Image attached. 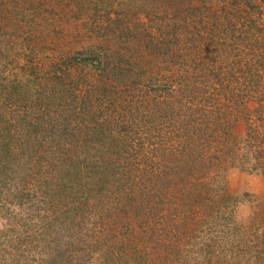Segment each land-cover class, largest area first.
Returning a JSON list of instances; mask_svg holds the SVG:
<instances>
[{
    "label": "rangeland",
    "instance_id": "374dc122",
    "mask_svg": "<svg viewBox=\"0 0 264 264\" xmlns=\"http://www.w3.org/2000/svg\"><path fill=\"white\" fill-rule=\"evenodd\" d=\"M90 1L93 6L86 5L82 0H0V138L4 137V130L1 128L5 122L14 124L20 118H29L39 124L49 119L53 126L62 127L65 114L63 111L73 107L77 110L81 106V98L85 90L90 84L98 82L96 79L102 70L101 65L96 68V58L98 56L101 62L103 53V49H99V46L118 49L121 42L117 43L115 39L122 29L127 32L126 43L119 50H126L122 56L128 60L130 69H132L129 81L136 86L130 89L128 96L114 97L111 105L107 104H110L111 93L106 97L96 96V100L99 99L101 102L92 109L97 112V115L101 114L102 121L104 120L102 112H111L117 115L120 119L118 124H123L122 126H136L134 123L143 122L153 128L152 133L157 138L156 128L158 129L159 122L156 120L160 110L157 93H163L166 88L170 90L168 92L171 97L175 94V82L178 78L175 75L170 76V70L174 71L173 66L177 67L180 64V56L185 50L183 45L185 37L187 35L192 38L196 36L193 27L200 24L197 22L198 17L205 19L207 11L200 8L195 10L196 15L194 12L184 15L182 9L177 16H173L170 12L173 8L165 5L166 0ZM149 1L153 4H148ZM228 2V0L207 1L206 4L210 6L211 11L214 10L216 15L211 19L210 24L220 25L221 28L223 26L226 30L233 28L237 32L241 22L253 18V23H256L254 31L256 34L258 32L257 37L264 35V5H261L263 12L258 16L256 11L248 10L242 4L238 5L237 10L230 9ZM174 4L175 7L199 5L197 0H175ZM237 4H240V0ZM242 7H245L246 11ZM114 21L117 24H114ZM174 24L181 25L175 36L168 34V37H163L161 32L168 30L172 32L175 30ZM102 27L109 28L105 37L100 32ZM181 32H186V34H181ZM140 33H144V36L141 37ZM222 34L225 35L226 43L231 41L227 34L224 32ZM138 45L142 47L139 48ZM156 49L159 52H155ZM78 50L83 52L80 54L81 61L79 60L71 68L65 66L64 59L67 55H76ZM89 50L92 52L90 53ZM175 56H177L176 62H171ZM136 67L141 72H138ZM243 67L245 64L242 62V70L238 73V76L242 78ZM182 69L190 71L186 60H184ZM242 78L239 80L241 81ZM70 81L76 85V88L71 91L70 85H67ZM111 81L113 79L109 78L106 82ZM261 82L264 84V67H261ZM231 83L235 84V81L231 80ZM214 85L216 86L213 89L208 88L209 91L219 92L216 91L219 85L215 83ZM15 95L16 101H14ZM220 98L222 97H217V99ZM90 99L92 100L91 95ZM249 101L245 100L242 104L237 122L232 129L233 134L231 133L229 138L226 134L224 145L219 144L218 148H213L211 152V156L217 161L222 160L213 165L214 168L210 171L218 176V179L214 181L217 183L209 185L217 186L216 191L224 188L227 194L235 198L236 220L230 222V226L235 224L234 231L230 232L228 228L225 232L218 233V237L222 239L217 243L210 239V235H213L209 233H205L202 239L191 237L190 241H187L185 237L186 242L184 243L181 239L177 240V237L181 238L178 233L166 232L168 226L164 231H156L153 234L154 237L139 236L137 231L135 232L136 217L130 211L131 207L126 206L128 205L126 201L122 203L117 201L115 207L111 205L115 211L112 217L113 212L109 204L104 206V209H97L93 215L77 221L78 224H82L80 226L83 227L81 228L83 231H88L87 236L78 235L83 242L91 241L96 237L97 242L106 239L113 243L110 247L111 252L108 249L101 250L102 252L89 249L87 252V249H84L87 255H82L83 264H88L86 257H91L92 262L89 264H107L103 257L110 259L111 264H116L119 259L127 257H142V264H264V103L263 105L258 104L259 109L256 110L254 108L256 103ZM218 103L220 104L218 107L209 105L208 109L220 108L222 112L228 110L225 98ZM243 105H246V110H243ZM25 108H30L32 111L28 112ZM105 123L110 127L114 124ZM217 125L219 126L218 132L223 135V122H217ZM21 132L19 129L16 132L14 130L13 135L16 141L6 144L12 148L25 146L27 150L22 154L13 152L19 156L15 164L21 163L17 166L13 176V181L16 183L15 189L9 176L7 175L4 179V174L0 173V221L4 217V222L10 224L20 238V233L24 236L27 232L31 236L32 241L23 240L18 249L10 251L9 254L12 257H42L43 255L37 253V251L41 252L38 242L39 238L45 240L50 235L47 236L46 229L52 233L60 231L57 232L60 235L73 233L74 229L65 230L66 232L63 233L64 227L59 220L62 218L65 207L63 197L77 189L71 188L73 182L68 183L63 179V175L66 170H70L69 166L72 164L63 161V163L50 166L48 160L45 159H39L38 163L36 159L40 154L43 155L41 151L44 148H28L33 136H27ZM245 133L248 137L247 142H245L247 139ZM131 134L139 138L143 145L146 143L147 140L143 134L138 132ZM35 136L34 140L38 142L36 144L45 146V141L40 134ZM170 139H166V143L174 144L179 140L174 136ZM135 142L138 141L133 139V144ZM226 143L232 150L227 149ZM76 145L75 151H83L82 140L77 141ZM237 145L239 147L236 148ZM27 151L31 152L30 157L27 156ZM240 165L247 170L241 168ZM172 175L171 181L178 184L181 176L178 172ZM57 183L60 191L53 188V184L57 185ZM185 188L189 189V186ZM16 191L22 194V204L9 202L14 200L13 196ZM242 192H247V194L244 195ZM111 197L114 200L115 195L112 194ZM213 198L217 200L216 195H213ZM94 202L89 199L91 210L95 208L93 207ZM194 206L198 209L199 204ZM88 209V205L83 208V215H86L84 212ZM201 209L197 212L182 214L187 220L194 213L200 216ZM13 213H17L18 217L24 216V225L17 217L12 216ZM125 214L129 215L128 219L124 217ZM181 221L175 222L180 224ZM73 222L76 223V218ZM176 229L182 230L181 225H177ZM167 240H170L167 244L170 243L172 246L165 249L164 243ZM4 241L5 237H2L0 239V264H9L13 262V258L7 254L6 259L4 258L2 254ZM76 243L81 242L76 241ZM195 243H202L201 249ZM125 244L134 251L129 254ZM25 247L28 248L27 252H25ZM139 247L141 248L138 249ZM44 249L45 245H43V252ZM168 249L176 251L171 254L167 251ZM137 250L140 251L137 252ZM210 257H220V260L217 262ZM208 258L212 262H208ZM124 263L120 262V264ZM126 264L136 263L129 258Z\"/></svg>",
    "mask_w": 264,
    "mask_h": 264
},
{
    "label": "trees",
    "instance_id": "16d2710c",
    "mask_svg": "<svg viewBox=\"0 0 264 264\" xmlns=\"http://www.w3.org/2000/svg\"><path fill=\"white\" fill-rule=\"evenodd\" d=\"M174 1L166 0L165 3L166 6H172L173 11L170 9V12L173 16H177L182 9L184 15L191 12L196 15L195 10L200 8L207 12L205 19L198 17L197 22L200 24L193 27L196 36L194 38L189 35L185 37L183 41L185 50L180 56V64L177 67H175L176 65L173 66L174 71L170 70V67L168 68L170 76L175 75L178 78V81L175 82V94H172L171 97L168 92L170 90L166 88L163 93H157L160 101V110L156 120L159 122L158 129L156 128L157 138L152 133L153 128L143 122L141 124L134 123L136 126H122L123 124H118L120 119L117 118V115L111 112H102L103 121L114 123L110 127L102 121L101 114L97 115V112L92 109L93 106L99 105L101 102L99 99L96 100V96L106 97L107 94L111 93L110 104L107 103L111 105L114 97L128 96L130 89L136 86L129 81L132 69H130L128 60L122 56L126 50H119L126 43L127 32H124L125 29L120 30L115 39L117 43L121 42L118 49L99 46V49H103V53L101 62L98 56L96 58V68L101 65L102 70L96 79L98 82L90 84L85 90L81 98V106L77 110H74L73 107L63 111L64 117L67 119L63 117L62 127L53 126L49 119L39 124V122L29 120V118H20L14 124L5 122L1 128L4 130L5 138H0V173L4 174V179L7 175L9 176L14 189L16 183L13 181V176L17 166L21 163L15 164V161L19 160V156L13 152L22 154L26 153L27 150L25 146L12 148L6 145L8 142L16 141L13 133L17 129L22 131L21 134L33 136L28 148H44L41 151L43 155L40 154L36 159L38 163L39 159L48 160L50 166L63 163V161L71 163L70 170H66L63 179L67 180L68 183L73 182L72 187H70L77 189L70 191L63 197L65 207L62 218L59 220V223L64 227L63 233L68 229H74L76 233L73 231L72 234L60 235L57 233L60 231L52 233L45 228L48 231L45 230L47 236L50 235L45 240L39 238L38 243H40L42 253L38 251L37 253L43 255L42 257H12L9 254L10 251L18 249L23 240L32 241L31 236L27 232L24 236L20 233V238L18 233L14 232L13 227L4 222V217L2 218L0 221V239L5 237L2 254L5 259L7 255L13 258V262L9 264H83L84 257L82 258V255H87L84 249H87V252L88 249L94 251L108 249L111 252L110 247L113 246V243L106 239L97 242L95 237L91 241L83 242L78 235L87 236L88 231H83L81 229L83 227L80 226L82 224H78L77 221L93 215L97 209H104V206L109 204L113 212L112 217L115 213L113 207L117 205V201L119 203L126 201L128 204L126 206L131 207L130 211L136 217L135 232L137 231L139 236L154 237L153 234L156 231H164L168 226L166 232L178 233L181 238L177 237V240L181 239L184 243L186 242L185 237L187 241H190L191 237L202 239L205 233L212 234L210 239L217 243L222 239V237H218V233L225 232L228 228L232 232L236 228L235 224L230 226V222L236 220L235 198L227 194L224 188L216 191L217 186L209 185L217 183L214 181L218 179V176L210 171L214 168L213 165L222 160L218 159L217 161L211 156V152L213 148H218L219 144L224 145L226 134H228V138L231 133L233 134L232 129L237 122L245 100L255 102L254 108L256 110L259 109L258 104L263 105L264 103V84L261 82V67H264V49H262L264 35H261L260 38L257 37L258 32L256 34L254 31L256 23H253V18L241 22L237 32L233 28L226 30L223 26L221 28L220 25L210 24L211 19L216 15L214 10L211 11L210 6L206 4L208 0H197L199 5L194 7L188 5L175 7ZM228 1L227 4L230 9L237 10L238 5L242 4L248 10L256 11L258 16L263 12L261 5H264V0H240V4H237L239 0ZM82 2L88 6L93 4L90 0H82ZM148 4H153V2L149 1ZM242 9L246 11L245 7ZM181 17L184 16L181 15ZM113 23L117 24L115 21ZM174 26L175 30L170 32L167 29L170 33L164 31L161 32V35L163 37H168V34L175 36L181 25L174 24ZM101 29L100 32L105 37L109 28L102 27ZM222 32L228 35L230 42L224 41L225 35ZM181 34H186V32H181ZM140 36L143 37L144 33H140ZM106 41L108 40L106 39ZM138 47L140 48L142 45H138ZM89 52L92 51L89 50ZM155 52H159V50L156 49ZM220 52L222 53L220 54ZM82 53V50H78L76 55H67L64 59V65L71 68L79 60L81 61L80 54ZM176 60L177 56L171 59V62H176ZM184 60L190 66V71L182 69ZM242 62L245 64L243 78L238 76L242 70ZM136 69L141 72L138 67ZM109 78L113 81L106 82ZM239 78L242 80L240 81ZM231 80H234L235 84H232ZM214 83L219 85L218 90L214 89L219 92L209 91L216 86ZM73 84L72 81L67 83L68 86L70 85V91L76 88V85L73 86ZM217 97L222 98L217 99ZM223 97L228 107L226 112H222L220 108L208 109L209 105L218 107L220 105L218 102L224 99ZM14 101H16V95ZM243 106V110H246V105ZM25 109L28 112L32 111L30 108ZM217 122H223V135L218 132ZM137 132L146 137L147 141L144 145L139 138L131 134ZM36 134H40V137L45 141V146L37 145L38 142L34 140ZM173 136L179 139L178 142L166 143V139L171 140L170 138ZM245 138H247L245 141L247 142L246 133ZM133 139L138 142L133 144ZM81 140L84 147L83 151H75L77 141ZM225 146L232 150L227 143ZM73 152L74 155H72ZM31 155V152H28L27 156L30 157ZM245 160L247 161V158ZM235 165L237 164L235 163ZM240 166L247 170L243 165ZM6 170L8 171L6 172ZM177 172L181 176V181L178 184L171 181L172 174ZM185 186H189L191 190ZM59 187L58 183L57 185L53 184L55 190L60 191ZM112 194L115 195L114 200L111 197ZM242 194L245 195L247 192H242ZM21 195L19 191H16L13 196L14 200L9 202L17 205L22 204ZM213 195H216L217 200L213 198ZM89 199L95 201L93 203L95 208L92 210ZM196 204H199L198 209H195L194 205ZM87 205L89 209L84 212L86 215H83V208ZM200 208H202L200 216H196L194 213L185 220V215L182 213L197 212ZM12 216L17 217L24 225V216L18 217L17 213H13ZM124 217L128 219L129 215L125 214ZM75 218L76 223L73 222ZM179 219L184 220V222L181 221L180 224H177L175 221H180ZM177 225H181L182 230L178 229V231ZM40 227L42 226L40 225ZM76 241L81 243L77 244ZM169 241L164 243L165 249L172 246L170 243L167 244ZM201 244L195 243L200 249ZM206 244L209 245V243ZM43 245H45V254ZM125 247L129 254L134 251L126 244ZM27 251L28 248L25 247V252ZM139 251L137 250V252ZM167 251L174 254L176 250L168 249ZM90 258L86 257V263L92 262ZM127 258L119 259L116 264H120L121 261L126 264L129 258L136 264H142V257ZM210 258L217 262L220 260V257ZM103 260L107 264H111L110 259L103 257ZM207 261L212 262L209 258Z\"/></svg>",
    "mask_w": 264,
    "mask_h": 264
}]
</instances>
